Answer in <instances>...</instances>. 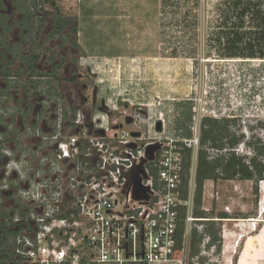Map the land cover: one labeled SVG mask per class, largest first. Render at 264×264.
I'll use <instances>...</instances> for the list:
<instances>
[{
    "label": "rangeland",
    "instance_id": "rangeland-1",
    "mask_svg": "<svg viewBox=\"0 0 264 264\" xmlns=\"http://www.w3.org/2000/svg\"><path fill=\"white\" fill-rule=\"evenodd\" d=\"M9 1L11 0H0V13L3 9L6 10ZM234 1H241V4L236 6ZM260 1L264 0H125V5L120 7V15L125 16V21L128 14L133 15L134 19L145 17L146 26L142 29L141 23H132L133 31L123 32L124 36L112 28L109 33L96 36L90 32L84 51L101 55L142 54L149 51L154 53L155 58H136L130 68L122 71L121 77L116 76L114 84L98 86L95 82L97 75L92 74L90 69L98 72L100 65L91 62L92 68L84 66L86 61L81 59L82 54L75 45L76 38L72 28L76 23L73 20V11L66 10L64 5H54L51 0H39L40 18L30 23L31 29L27 27V48H24L26 44L20 47L15 45L14 39L18 33L15 29L11 31V55L14 64L12 73L18 75V72L24 69L18 64L20 52H33L34 49L40 57V73L54 71V83L65 105L72 108L71 112L80 109L88 117H91L92 112H101L98 111L99 100L95 106H91L92 91L96 87L99 94H102L100 96L106 97L107 106L103 108L102 113H108L109 122H121L124 130L129 132L136 130L134 133L142 136L141 143H152V151L160 152L167 139H190L196 131L198 146L205 149L208 157L226 159L232 154L244 163L254 157L264 164V59L262 56L249 59L248 53V57H243L242 53L240 57L225 54L227 51L234 53L236 48L242 51L249 39H252L253 33L263 37L259 49L264 51V22H256L255 19L258 13L261 17L264 15V3ZM247 2L252 4L253 9L256 8L253 5H258L257 9L238 16L237 9H242ZM7 23L8 19L0 21V29L6 30ZM38 27H41V30L38 35H34L33 30ZM141 63L149 65L142 69ZM142 81L155 86L149 101L132 98L137 90L141 91L145 87ZM16 94H20L21 98L27 95V104L37 109L29 88L11 89L12 101ZM95 96H98V93ZM85 98L88 100L87 105ZM113 107L116 109H112ZM65 115V133L71 134L70 120L68 115ZM32 118L30 113L27 117L28 124ZM128 118L131 119L129 123L126 121ZM204 119L218 122L214 131L222 133L219 141L206 140L202 144L200 128ZM158 123L160 130L157 129ZM232 138H237L238 141L230 147L229 140ZM211 142L214 145H222L220 151L212 149ZM8 146L22 152L26 162L0 160V214L3 218L9 217L10 214H19L23 209V202L18 198L16 189L19 190L18 185L21 188L26 187L27 184L20 182V179L31 177L29 169L36 170L38 167L35 157L38 145L35 141L28 139L27 145L22 147L13 143ZM5 152V146L1 145L0 158ZM196 152L193 151L191 155L188 177V191L193 194ZM185 153L183 150V157ZM142 169H139L138 174L147 177ZM17 205H20L19 208L15 207ZM259 207H264V179L257 182L240 179L206 180L202 188L201 208L212 213L208 214L212 216L210 219L215 220L218 212H225L230 217L226 219L238 221L239 226L236 227L239 233L240 229L245 228L248 233L254 232L246 234V241L240 244L242 247L237 249L233 260L228 263L219 256L223 222L207 224L205 228L213 227L219 230L220 250L217 252L216 247L203 245L200 241L196 250L198 248L203 258L201 264L204 261L207 264H238V256L244 251L247 255L251 254V261L246 264H264V214L256 229L247 226L248 219L258 216ZM190 236L191 233L184 241L185 246L189 247L188 264L198 263L199 257L190 260ZM238 237L234 242L236 247L245 236Z\"/></svg>",
    "mask_w": 264,
    "mask_h": 264
},
{
    "label": "built area",
    "instance_id": "built-area-1",
    "mask_svg": "<svg viewBox=\"0 0 264 264\" xmlns=\"http://www.w3.org/2000/svg\"><path fill=\"white\" fill-rule=\"evenodd\" d=\"M99 111L68 112V134L59 109L51 130L39 136L38 167L16 189L24 207L0 221V264H187L191 224L206 220L192 214L193 192L183 198L180 191L182 151H198L196 131L190 139H167L155 152L141 135L132 136L136 130ZM181 208L185 230L176 258ZM257 214L249 228L256 229L264 207ZM194 225L203 233V225Z\"/></svg>",
    "mask_w": 264,
    "mask_h": 264
},
{
    "label": "flooded vegetation",
    "instance_id": "flooded-vegetation-1",
    "mask_svg": "<svg viewBox=\"0 0 264 264\" xmlns=\"http://www.w3.org/2000/svg\"><path fill=\"white\" fill-rule=\"evenodd\" d=\"M6 7L8 11L6 8L0 13V21L8 19L6 30L0 29V147L4 145L6 148L5 154L0 160L26 162V159L22 157V152L16 151L8 145L13 143L17 147H22L27 145L28 139L35 141L38 145L41 133L51 130L58 110L67 114L71 112L72 108L65 105L61 93L57 90L58 87L52 77L54 71L40 73L42 71V66L38 64L40 57L38 53L34 52V49L33 52L24 50L20 52L18 64L24 69L22 72H18V75L12 73L14 64L11 55L13 45L11 31L15 29L18 33L14 39L15 45L20 47L26 44L24 48H27V41H25V38L29 36L27 27L31 29L30 23L36 21V18H40L38 8L41 7V4H39V0H11ZM39 30L41 27L33 30L34 35H38ZM75 45L77 46V44ZM13 88L16 90L29 88L32 91V101H36L37 109L31 108V104H27V95L21 98L20 94H16L12 101L11 89ZM95 90L97 89L94 87L92 93ZM85 99V105H87L88 100ZM97 101L96 96L94 99L92 94L91 106H95ZM101 107L105 108L102 101H100L98 111ZM30 113L33 118L28 124L27 117Z\"/></svg>",
    "mask_w": 264,
    "mask_h": 264
},
{
    "label": "crops",
    "instance_id": "crops-1",
    "mask_svg": "<svg viewBox=\"0 0 264 264\" xmlns=\"http://www.w3.org/2000/svg\"><path fill=\"white\" fill-rule=\"evenodd\" d=\"M51 3H53L56 6L57 4L64 5L66 10H69L70 12L71 10L73 11L72 15L75 18L73 20L76 23V25H74L76 29V34H75L76 44L79 51L82 54L83 58L81 59H83L84 62L86 61L85 63H83V65L89 69L92 68L91 62H97L100 65L98 72L94 71L93 69H90L92 74L97 75L95 76L97 77V81H95L96 85L98 86L106 85L109 83L114 84V82L116 81V76L118 75L119 77H121L122 71H125L127 70V68H130L129 67L130 64H132L133 60L136 58L139 57L144 59L155 58L154 53H149V51L143 52L142 54L119 53L116 55H106V54L101 55L98 53L88 54L84 51L83 48L85 47V45L88 44L86 39H89L90 32L92 33L93 36H96L100 33H109L110 29L112 28L117 30V32L121 33L122 36H124L123 32L133 31L132 23L135 22L141 23L140 28L142 29L146 26L147 20L145 17L139 16L138 19H134L133 15L128 14L125 21V16L122 17L120 15V10H121L120 7L125 5L126 3L125 0H51ZM148 65L149 63H141L142 69L144 66L146 68V66ZM125 80H127V76H125ZM142 84L143 86H145L143 90L141 91L137 90L138 92L136 93V95L135 94L132 95V98L149 101L151 96H153L154 94L155 86L149 82L146 83L145 81H142ZM130 86H132V84H130ZM110 88L111 87H109V90L112 91V89ZM95 91L98 93V96H96V98L98 97L99 98L98 100L102 101L105 104V106H107L106 97H101L102 94L100 93L101 94L100 96L98 89ZM107 91L108 90L106 89L105 93H107ZM114 108L115 107H113L112 109ZM214 221L223 222L220 233L222 238V245H221V253L219 256H221L224 262L229 263L231 260H233L234 255L237 253V249H240L242 247L240 246V244L242 245V243L246 241L245 238H246V234L248 233V229L247 228L243 230L240 229L241 232L239 233V230H237L236 227L239 226L237 223L238 221H233L230 219L219 220L217 218ZM194 224H197V226L198 224L203 225L204 226L203 233L206 234L205 227L207 224H205L204 222L203 223L198 222ZM194 224H191L189 233H191L193 229H196V231L200 233ZM250 232H254V231H250ZM250 232L248 233V235L250 234ZM240 235L245 237L242 238V240H240V243L236 247L234 242L237 241V239H239L238 236ZM185 249H186L185 255L187 257V264H188V259H189L188 245L185 247ZM246 253L247 252L244 251L243 254L238 256V264H246L248 263V261H251L250 258L251 254L248 253L247 255ZM197 257H199V259H201L202 261L203 258L201 257V253H198L194 256H190V260L193 261ZM201 261H199V263ZM197 262H198V258H197ZM167 264H178V263L176 261H172L171 263H167ZM191 264H198V263L191 262ZM203 264H207L206 261H204Z\"/></svg>",
    "mask_w": 264,
    "mask_h": 264
},
{
    "label": "trees",
    "instance_id": "trees-1",
    "mask_svg": "<svg viewBox=\"0 0 264 264\" xmlns=\"http://www.w3.org/2000/svg\"><path fill=\"white\" fill-rule=\"evenodd\" d=\"M264 3V1H260V3ZM234 4L239 6L241 4V1H234ZM261 5V4H260ZM252 4L247 2L243 5L242 9H237L239 12H237L238 16L245 15L248 11H255L257 9L258 5H253L256 8L253 9ZM258 13V12H255ZM263 14V13H262ZM258 13L255 17L256 22L261 21L264 22V15ZM261 27V26H260ZM73 34H76L75 26L72 28ZM237 35V34H235ZM238 36V35H237ZM248 43L245 45L244 49L239 50L235 49L234 53H230L227 51V56L232 57H240L241 53L243 57H248L249 59H254L256 56L261 57L264 59V51H260L259 45H261L260 40L263 41V37L261 35H257L256 33H253ZM239 38V37H238ZM252 40V41H251ZM76 44V43H75ZM248 53V56L246 54ZM245 54V55H243ZM218 122L215 120H209L204 119L201 123V142L204 144L206 140L210 141H217L218 139L222 138V133H218L214 131V127L217 126ZM219 141V140H218ZM238 139L232 138L229 140L230 147H233L237 144ZM212 143V142H211ZM213 147L212 149H216L217 151H220L222 145H214L212 143ZM185 157H182V170H181V184H180V191H181V197L186 198L188 193V183H189V170H190V160L192 151L190 149H185ZM219 155V154H218ZM217 155V156H218ZM151 174L153 177L156 176L155 170H151ZM264 164L257 161L256 158L252 157L248 163H244L241 159H239L236 156H233L230 154L229 157L226 159H221L220 157H208L206 154V151L204 148L200 147L197 151V165H196V172H195V191L193 195V211L192 214L195 218H203L206 219L204 221H198L205 224H212L214 225L215 222L220 221H214L212 218V213H208L209 211H204L201 208V200H202V188L204 185V182L206 180H213L216 181L218 179L221 180H234V179H240V180H251V181H261L264 179ZM257 176V177H255ZM255 191H257V187L255 188ZM212 212V211H211ZM210 214V215H208ZM1 215V219H3V215ZM185 209L181 208L179 210L178 215V224H177V230H176V253L175 256L178 257L180 254L182 242H183V234L185 230ZM219 220L230 218L227 213L225 212H218L216 217ZM1 230L4 232H8L9 229L6 227L1 226ZM219 230H216V228L210 227L209 229L205 228V233L209 236V242L207 243L208 246H214L218 250H220V242L221 239L218 237ZM203 234H199L196 229H193L191 232V238H190V249H191V256H194L198 254V248L196 250V246L199 247L200 241L203 239ZM5 257V254L3 255ZM203 260V259H202ZM201 261V259L199 260ZM198 264H201V262ZM9 264V263H5Z\"/></svg>",
    "mask_w": 264,
    "mask_h": 264
},
{
    "label": "water",
    "instance_id": "water-1",
    "mask_svg": "<svg viewBox=\"0 0 264 264\" xmlns=\"http://www.w3.org/2000/svg\"><path fill=\"white\" fill-rule=\"evenodd\" d=\"M95 94H96V91H94V93H93V98L94 99H95ZM103 108L104 107H101L100 110H103ZM126 121H127V123H129L131 121V119L128 118ZM157 129L160 130V124L159 123L157 124ZM132 136L138 137L139 133H132Z\"/></svg>",
    "mask_w": 264,
    "mask_h": 264
}]
</instances>
